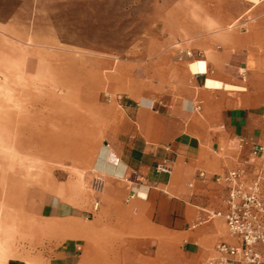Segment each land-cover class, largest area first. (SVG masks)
<instances>
[{
  "label": "crops",
  "instance_id": "crops-1",
  "mask_svg": "<svg viewBox=\"0 0 264 264\" xmlns=\"http://www.w3.org/2000/svg\"><path fill=\"white\" fill-rule=\"evenodd\" d=\"M253 1L221 45L158 57L111 101L92 159L103 181L99 212L47 203L43 218L86 226L56 228L39 264H206L218 243H237L209 216L227 197L216 176L242 169L251 179L260 169L251 153L264 145V0Z\"/></svg>",
  "mask_w": 264,
  "mask_h": 264
},
{
  "label": "rangeland",
  "instance_id": "rangeland-1",
  "mask_svg": "<svg viewBox=\"0 0 264 264\" xmlns=\"http://www.w3.org/2000/svg\"><path fill=\"white\" fill-rule=\"evenodd\" d=\"M253 5V0H0V80L12 71L28 74L37 81L28 87L30 122L36 116L48 129L50 120L66 121L72 105L81 126L78 134H86L78 137V153L41 158L13 153L18 164L3 167L14 174L10 201L4 200L6 186L0 188V264L11 259L39 264L56 228L86 226L43 218L45 205L61 198L84 211L100 201L92 159L106 129L105 109L117 97L121 102L122 89L133 87L141 71L150 75L158 57L199 56L205 42L221 45V36L236 32ZM65 66H71L72 87L54 70ZM243 70L246 84L248 71ZM3 83L0 95L9 99ZM50 94L62 112L54 113ZM8 129L0 125L5 142Z\"/></svg>",
  "mask_w": 264,
  "mask_h": 264
},
{
  "label": "bare ground",
  "instance_id": "bare-ground-1",
  "mask_svg": "<svg viewBox=\"0 0 264 264\" xmlns=\"http://www.w3.org/2000/svg\"><path fill=\"white\" fill-rule=\"evenodd\" d=\"M47 66L48 68L53 69L54 64L50 63ZM70 67L69 66H65L61 68L58 67V69H54V70L58 71V74H60L61 76L63 75L64 77H67L68 81L66 84H69L70 87H72L73 76L71 75ZM27 75L28 74L24 76L21 75L20 72L12 71L10 72V76L8 77V79L5 78L4 81H1L2 79L0 80L1 81L0 83L4 82L3 85H6V88L10 92V96H11V98L7 99L5 95H0V125L5 124L9 128L6 137H4L6 138V142L5 139H3V137H0V188L6 186L4 192L5 194L4 200L6 202L11 200L10 198H11V188L13 187L12 181H13L14 169H10V168L6 169L3 167L7 162L11 165L18 164L17 161H19L20 158H18L16 161L12 155L13 153H18L22 156L39 157V158L43 157L45 154L48 153L75 154L78 153L79 151L77 147L78 137H82L86 135L81 132L78 134V130L81 129V126L78 121L77 110L72 105H69L68 108L69 110L66 109V112H68V116L66 115L67 116L66 121H64L63 118H60L59 122H57L58 120L55 121L56 119L54 121L50 120L48 122V127H49L48 129L46 128L45 125H43V123L38 118L35 119L36 116L34 117V120L30 122L29 112H28V103L30 98L28 87L31 89L32 87H34L32 86V84L33 83L36 84L37 81H34L33 79H31L30 76L29 78ZM52 76H54V74H52ZM53 78L55 79L56 77ZM54 79L51 80L50 82L52 83L53 81L56 83ZM50 89L51 88H49V91ZM53 90L55 89L52 88V91ZM53 98L54 96L52 95L49 96V102L50 105L53 106L52 109L54 113L62 112V108L59 107L58 105H55L56 102L55 103L52 102ZM35 99H38V97L34 96V100ZM15 101L18 102L16 103ZM42 117L44 116L42 115ZM5 157H8V160ZM26 171L30 172V169H27ZM24 197L26 198V196Z\"/></svg>",
  "mask_w": 264,
  "mask_h": 264
},
{
  "label": "built area",
  "instance_id": "built-area-1",
  "mask_svg": "<svg viewBox=\"0 0 264 264\" xmlns=\"http://www.w3.org/2000/svg\"><path fill=\"white\" fill-rule=\"evenodd\" d=\"M189 57L192 56L188 52ZM243 75L244 70H240ZM205 73H194L196 77ZM260 163V169L251 179L246 171L231 170L215 177V182L225 186L227 197L222 210L210 214L209 219L221 218L225 221L236 244H217V257L206 264H264V145L256 144L251 153V163ZM160 170H166L164 166ZM101 192L103 181L96 178L93 184ZM100 201L96 200L92 211L98 212Z\"/></svg>",
  "mask_w": 264,
  "mask_h": 264
}]
</instances>
